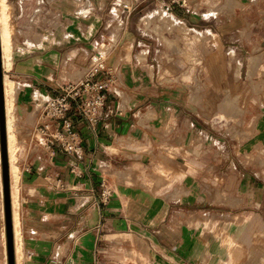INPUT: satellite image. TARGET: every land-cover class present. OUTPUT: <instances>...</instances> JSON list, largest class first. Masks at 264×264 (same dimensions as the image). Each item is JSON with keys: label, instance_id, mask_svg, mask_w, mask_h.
Wrapping results in <instances>:
<instances>
[{"label": "crops", "instance_id": "1", "mask_svg": "<svg viewBox=\"0 0 264 264\" xmlns=\"http://www.w3.org/2000/svg\"><path fill=\"white\" fill-rule=\"evenodd\" d=\"M10 1L41 37L4 68L17 87L22 264H264V0H134L184 22L195 36L192 66L169 65L161 39L128 7L118 41L95 43L94 0H70L85 10L73 13L68 38L33 30L42 15L64 19L52 8L67 0ZM95 52L107 65L96 78H110L105 114L93 125L70 113L81 153L47 145L44 100L85 77ZM197 77L201 102L189 87ZM227 95L237 112L220 109ZM3 198L0 173V206ZM0 264H8L1 219Z\"/></svg>", "mask_w": 264, "mask_h": 264}, {"label": "rangeland", "instance_id": "2", "mask_svg": "<svg viewBox=\"0 0 264 264\" xmlns=\"http://www.w3.org/2000/svg\"><path fill=\"white\" fill-rule=\"evenodd\" d=\"M234 5H237L234 2ZM213 6V5H212ZM227 6V7H226ZM61 8L55 9V7L52 8L53 12H64V19L61 18V15L56 17L55 15H42L41 20L39 19L36 24L34 25L33 30L34 31H40L45 36L52 34L54 37L57 33H61V29L65 32L62 37L68 38L70 33L73 29L77 27L78 20L75 16H73V13H78L77 10L84 11L83 8H78L77 5H75L72 1L67 0V2L60 6ZM94 7L96 11V21L94 22V35L93 40L96 42H102L104 38L106 39L105 42H117L119 38V33L122 28V18L121 13L125 10L131 9L133 17L137 18L140 16H144V19L141 20L140 26H146L149 30V33H154V35L158 36L161 41L163 42L164 46H161V57H166L169 60V65L174 64V66L179 65L180 63H183L184 65L192 66L194 65V62L196 60L194 59V55L192 52L193 47V39L195 36H191L189 33L191 30L184 29L182 27L183 21L178 20L174 15L169 14L167 12H164L161 7L158 8V6L153 5L151 3H137L134 4V0H112V3L110 5L103 4V0H94ZM128 7V8H126ZM179 10H183V7L178 5ZM215 7V6H214ZM216 9H222L223 11H229L231 12L233 9L232 7L227 5H219L215 7ZM221 10V11H222ZM210 11H213L212 9ZM225 11V12H226ZM12 14H11V24L13 28H15L14 31V37H13V46L14 51L17 49H22L23 43H26L27 45H32L36 43V38L40 36H34L32 31H30V27L25 26V20L23 19H17L18 12L16 10L15 5H12ZM174 16V17H173ZM15 25V26H14ZM248 25L245 26L243 29V33L246 32ZM51 30V31H50ZM58 30V32H57ZM165 32H169L171 35H164ZM199 32V31H198ZM197 37L202 38L203 40L210 39V37L202 36L201 32L196 33ZM43 36V38L45 37ZM211 36V35H210ZM35 38V39H34ZM113 52V51H112ZM206 52V50H205ZM113 54V53H112ZM205 54V53H201ZM250 56L249 54H245V57ZM251 56H254L253 54ZM140 59H145V55H140ZM253 58V57H252ZM228 60H237V55L235 52H230L227 54ZM4 71V67H3ZM190 74V75H189ZM181 75V74H180ZM193 75V78H192ZM183 77L187 80L195 79L196 76L194 73H190L189 70H184ZM199 86H202V83L200 81V77H197V80L195 83H190L189 87L191 89V92L194 94H197V102L203 101V92H205V88L202 89L201 92H197V88ZM200 89L198 88V91ZM17 93V90H16ZM16 96V94H15ZM219 107L222 110L230 111V112H237V102L236 99L231 98V96L227 95L225 99L219 102ZM12 117H13V124L15 122V114H14V108L12 111ZM14 127V126H13ZM14 131V129H13ZM0 173H2V158H1V131H0ZM18 181L16 182L11 179V192L12 187L15 184V187L18 188ZM0 219L5 223V208H4V198L2 200L1 206H0ZM20 238L17 240L15 238V247L16 244L20 242L21 247V230L19 232ZM19 247V248H21ZM22 252V250H21ZM23 260V255H22ZM28 260V256L25 254V260Z\"/></svg>", "mask_w": 264, "mask_h": 264}, {"label": "built area", "instance_id": "3", "mask_svg": "<svg viewBox=\"0 0 264 264\" xmlns=\"http://www.w3.org/2000/svg\"><path fill=\"white\" fill-rule=\"evenodd\" d=\"M104 71H107L105 55L95 52L91 55V66L85 77L65 83L61 86L62 94L48 96L44 100L39 130L47 145H58L77 154L83 151L81 138L72 131L69 115L72 111H78L93 125L103 117L110 78L97 79L96 75ZM109 194V189L105 187L102 201L105 202Z\"/></svg>", "mask_w": 264, "mask_h": 264}, {"label": "bare ground", "instance_id": "4", "mask_svg": "<svg viewBox=\"0 0 264 264\" xmlns=\"http://www.w3.org/2000/svg\"><path fill=\"white\" fill-rule=\"evenodd\" d=\"M12 3L10 0H0V42L3 66L7 70L12 65V55L14 52L13 37L15 28L11 24ZM15 26V25H14ZM184 29H188L184 24ZM198 33V32H196ZM190 75V74H189ZM4 92H5V105H6V118H7V133H8V149H9V162H10V178L14 182L20 176V169L15 162V134L12 111L14 108L13 100L15 98L17 87L13 81L4 76ZM185 78V77H184ZM193 78V75H192ZM188 80V79H187ZM18 188L15 184L12 187V204H13V222H14V236L19 240L20 238V220L18 211ZM20 242L16 244V264H22V252Z\"/></svg>", "mask_w": 264, "mask_h": 264}, {"label": "water", "instance_id": "5", "mask_svg": "<svg viewBox=\"0 0 264 264\" xmlns=\"http://www.w3.org/2000/svg\"><path fill=\"white\" fill-rule=\"evenodd\" d=\"M0 131H1V158L2 179L5 208V229L7 238L8 264H16L15 236L13 222V207L10 184V162L8 149L7 118L4 92V71L0 42Z\"/></svg>", "mask_w": 264, "mask_h": 264}]
</instances>
